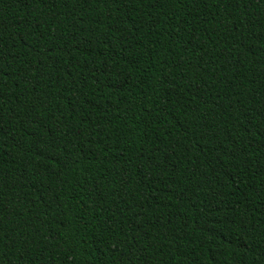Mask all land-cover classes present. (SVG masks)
I'll use <instances>...</instances> for the list:
<instances>
[{
    "label": "trees",
    "instance_id": "trees-1",
    "mask_svg": "<svg viewBox=\"0 0 264 264\" xmlns=\"http://www.w3.org/2000/svg\"><path fill=\"white\" fill-rule=\"evenodd\" d=\"M0 264H264V0H0Z\"/></svg>",
    "mask_w": 264,
    "mask_h": 264
}]
</instances>
